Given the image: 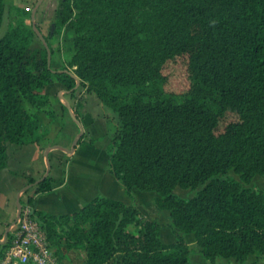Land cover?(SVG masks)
<instances>
[{
	"label": "trees",
	"instance_id": "16d2710c",
	"mask_svg": "<svg viewBox=\"0 0 264 264\" xmlns=\"http://www.w3.org/2000/svg\"><path fill=\"white\" fill-rule=\"evenodd\" d=\"M6 9L0 0V28ZM67 26L79 86L119 120L106 148L109 172L128 194L158 195L176 241L165 244L163 226L135 207L95 198L71 215L33 211L49 245L61 242L84 264H191L183 235L193 234L211 264L264 255V194L245 187L264 174V0H62L44 37L51 54ZM35 40L16 19L0 38V171L10 149L46 136L35 117L54 118L44 89L57 81L76 91L77 80L49 68ZM178 59L189 79L180 94L165 90L163 75ZM130 88L139 93H122ZM230 171L240 180L224 178ZM177 187L198 192L182 199ZM51 190L47 177L36 193Z\"/></svg>",
	"mask_w": 264,
	"mask_h": 264
},
{
	"label": "crops",
	"instance_id": "0c3cea01",
	"mask_svg": "<svg viewBox=\"0 0 264 264\" xmlns=\"http://www.w3.org/2000/svg\"><path fill=\"white\" fill-rule=\"evenodd\" d=\"M20 1L22 0H4L7 9L2 24L5 21L8 25L6 19L9 7L17 6ZM59 2L60 0L55 5L53 20L48 25L47 32L55 21ZM40 8L39 5L36 19L40 17ZM38 30L45 37L43 30ZM68 32L69 29L64 28L59 37L62 43L59 54L55 53L52 46L51 68L55 72L63 71L73 55L71 40L65 39ZM67 70L73 73L72 69ZM43 92L51 99L54 111L53 119L44 112L35 113L46 136L38 144L10 149L7 166L0 171V252L16 229L17 202L22 207L27 204L28 199H31L29 205L33 211L56 217L71 215L95 198L118 201L135 207L145 219L158 221L163 226L160 230L161 240L165 244L174 243L175 233L168 228L169 211H160L155 207L158 195L135 189L128 194L109 172L106 148L118 124L115 114L102 106L94 96L86 94L82 117L77 119L79 126L74 121L73 118L76 117L72 112L76 106L72 100L76 91L71 94L62 84L54 81ZM90 140L94 141V145L82 144L83 141ZM75 142L77 145H74ZM48 167L52 190L38 194L37 186L31 187L34 183L30 184L29 179L39 181ZM57 233L60 235L59 230ZM183 238L195 253H199L193 234L183 235ZM51 248L62 254L60 264H84V258L77 251H63L61 242H56ZM196 261L197 264H208L201 258Z\"/></svg>",
	"mask_w": 264,
	"mask_h": 264
},
{
	"label": "rangeland",
	"instance_id": "374dc122",
	"mask_svg": "<svg viewBox=\"0 0 264 264\" xmlns=\"http://www.w3.org/2000/svg\"><path fill=\"white\" fill-rule=\"evenodd\" d=\"M37 1L38 0H22L17 3L18 4L17 6L9 7V11L7 14V19H6L7 23L10 20L16 19L17 21H21L22 23H24L27 27H32L31 11ZM58 1L59 0H47L46 2L41 3L40 4V7H41L40 17L39 19L34 18V23L36 24L37 28L38 29L41 28L45 36H48L49 34V32H47V27L49 24H51L53 20V15H54L53 11ZM61 1L62 0H60V2ZM60 2L58 4V7L60 5ZM7 28H8V25L4 21L0 29V38L5 34ZM65 28L69 29L68 34L65 35V39L71 40L72 50L74 52L73 41L75 38V34L69 26ZM34 44H35L34 47L41 46V42L37 40L34 41ZM53 49L56 54H59L61 52L62 50L61 38H59V40L53 44ZM68 62L65 64L66 66L65 68L72 69L73 71V68L70 67ZM163 75L166 77L165 90L167 92L180 94V93H185L189 89V79H188L186 63L184 59H178V60L167 62L163 69ZM147 90H150V88ZM122 93L128 96H133L134 94H137L139 92L133 88H130V89L123 90ZM85 96H86L85 89L79 86L76 89L74 96L72 97L73 98L72 100L74 101V103H76V106H74V108L78 107V105H82L84 108L83 101H84ZM89 96H93V95H89ZM72 112L74 114V110ZM82 113H83V110H81V114L79 115V118L82 117ZM74 116L76 117L75 114ZM115 117L118 120V117L116 114H115ZM118 124H119V120H118ZM224 178H234L235 180H238V181L240 180V177L232 171H230ZM245 187L250 189L253 192L264 194V174L256 175L249 184L245 185ZM197 192L198 190H183L181 188H176L173 191V194L182 199H190V198H193L197 194ZM140 218L145 221L148 220V219H145L141 213H140ZM148 221H151V220H148ZM196 248L199 252V248L197 247V245H196ZM2 251L3 250H1V252ZM54 252L56 253L57 256L61 257L62 254L59 251L54 250ZM199 258L204 260L206 263L211 264L209 261L205 260L202 257L200 252L195 253V251L190 256V263L197 264L196 259H199ZM251 263L264 264V255H257V254L250 255L242 262H236L234 259H223V258L216 259V264H251Z\"/></svg>",
	"mask_w": 264,
	"mask_h": 264
},
{
	"label": "built area",
	"instance_id": "2783aa9c",
	"mask_svg": "<svg viewBox=\"0 0 264 264\" xmlns=\"http://www.w3.org/2000/svg\"><path fill=\"white\" fill-rule=\"evenodd\" d=\"M6 244L0 264H60L29 205L21 207L16 229Z\"/></svg>",
	"mask_w": 264,
	"mask_h": 264
},
{
	"label": "water",
	"instance_id": "95a60500",
	"mask_svg": "<svg viewBox=\"0 0 264 264\" xmlns=\"http://www.w3.org/2000/svg\"><path fill=\"white\" fill-rule=\"evenodd\" d=\"M43 1L44 0H38L35 3L32 11H31V21H32V29H33V31L35 32V34L38 37V39L42 42V44L44 45V47H45V49L47 51V54H48V67L50 68L51 67V53H50V49H49V47H48V45H47V43H46V41L44 39V36L40 33V31L36 27V24L34 23V18H35V14H36L37 8ZM57 73H67V74L71 75L73 78H75L77 80V85H76L74 90H76L79 87V81H78V79L76 78V76L72 72H70L68 70H63V71H58ZM73 119L77 123V125L80 126V123L77 121V119H75V118H73ZM81 135H82V132L80 133V136ZM74 145H77V142H75ZM49 171H50V167H48L44 177L42 179H40L39 181L35 182L34 185H31V187L37 186L39 183L44 181L48 177ZM17 207H18V213H17L16 222H17V220L19 218V215H20V212H21V205H20L19 202H17Z\"/></svg>",
	"mask_w": 264,
	"mask_h": 264
}]
</instances>
